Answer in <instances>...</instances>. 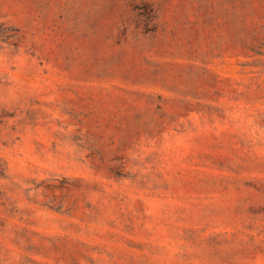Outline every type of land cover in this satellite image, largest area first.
Masks as SVG:
<instances>
[{
    "label": "rangeland",
    "instance_id": "374dc122",
    "mask_svg": "<svg viewBox=\"0 0 264 264\" xmlns=\"http://www.w3.org/2000/svg\"><path fill=\"white\" fill-rule=\"evenodd\" d=\"M0 264H264V0H0Z\"/></svg>",
    "mask_w": 264,
    "mask_h": 264
}]
</instances>
